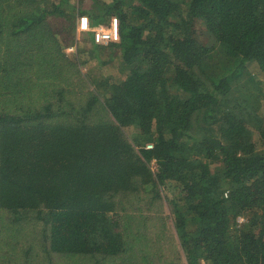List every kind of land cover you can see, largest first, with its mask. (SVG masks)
Returning <instances> with one entry per match:
<instances>
[{
	"label": "trees",
	"instance_id": "trees-1",
	"mask_svg": "<svg viewBox=\"0 0 264 264\" xmlns=\"http://www.w3.org/2000/svg\"><path fill=\"white\" fill-rule=\"evenodd\" d=\"M98 1L116 73L89 78L48 22L73 2L0 0V220L39 225L18 264H150L119 203L168 183L187 264H264V0Z\"/></svg>",
	"mask_w": 264,
	"mask_h": 264
},
{
	"label": "rangeland",
	"instance_id": "rangeland-1",
	"mask_svg": "<svg viewBox=\"0 0 264 264\" xmlns=\"http://www.w3.org/2000/svg\"><path fill=\"white\" fill-rule=\"evenodd\" d=\"M69 1L74 3H71L73 9H69L65 17L56 15L48 17L50 26L56 29L65 27L64 29L68 30V32H66V37H69V33L72 35V37L68 38L69 40L65 39V41H63L65 43V51L67 47H74L73 51H67L66 53L71 55L78 51L77 55L79 61L82 63V71L86 72L90 69L93 70L89 78L100 75L101 73L104 76L114 75L116 73V67L112 66L111 62L107 65H102L101 62L99 65L98 61L92 57L90 46L93 40H91V33L76 31L77 16L85 14V12L82 11L89 12L90 9H93L101 13L100 10L93 5L92 0ZM64 6L68 7L67 5ZM77 8L79 9L77 10ZM109 21L110 19L108 18L102 24L108 25ZM101 57H103L102 60H107L108 58L104 57V55ZM125 74L126 69L122 78L125 77ZM77 89L79 90L78 93H84V89ZM97 89L100 94H105L108 90L107 87L101 85H97ZM128 132L130 133L131 130L128 129ZM168 184L169 185L164 184L162 187L163 199L156 200L151 198L150 195L147 197L133 195L128 200V197L122 199L119 203V205L126 210V213L134 218L133 221L131 220L129 242L133 247V252L137 261H139L142 256H146L150 260V264H187L184 252L179 244V239L171 223V205L169 200L174 194H177V190L173 187V184ZM243 218L245 217H240L238 222L241 223ZM7 221H9V219L6 220L3 218V220H0V249L3 248V252L8 255L14 254L16 256V263L18 264V257L23 250L16 252V250L12 248L15 246L18 247L27 237L29 238V236L34 235L32 229L35 234L38 233L39 225L23 224V226L16 231ZM2 255H4V253H0V256ZM120 261L121 260H117L116 264H119ZM75 263L76 261L69 257L58 256L51 264ZM79 263H84V261L79 259ZM137 264H142V260L137 262Z\"/></svg>",
	"mask_w": 264,
	"mask_h": 264
},
{
	"label": "built area",
	"instance_id": "built-area-1",
	"mask_svg": "<svg viewBox=\"0 0 264 264\" xmlns=\"http://www.w3.org/2000/svg\"><path fill=\"white\" fill-rule=\"evenodd\" d=\"M76 31L90 32L93 42L100 45H104L110 42H117L119 40L118 20L115 16L110 17V21L108 25H104L102 23L91 25L90 19L87 15L85 14L78 15L76 20ZM66 49H67L66 52L67 51L71 52L74 50V47L70 46L67 47ZM150 147L151 144L147 145V148ZM152 168L154 169L153 163H152Z\"/></svg>",
	"mask_w": 264,
	"mask_h": 264
}]
</instances>
